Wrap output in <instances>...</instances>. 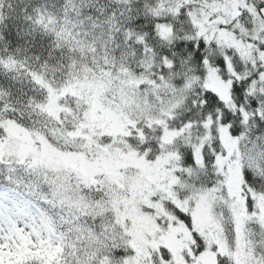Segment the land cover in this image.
I'll return each instance as SVG.
<instances>
[{"label": "snow or ice", "instance_id": "obj_1", "mask_svg": "<svg viewBox=\"0 0 264 264\" xmlns=\"http://www.w3.org/2000/svg\"><path fill=\"white\" fill-rule=\"evenodd\" d=\"M0 264H264V0H0Z\"/></svg>", "mask_w": 264, "mask_h": 264}]
</instances>
